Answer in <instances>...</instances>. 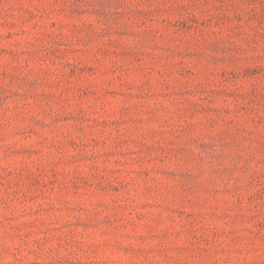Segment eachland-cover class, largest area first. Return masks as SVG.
Returning a JSON list of instances; mask_svg holds the SVG:
<instances>
[{
  "label": "rangeland",
  "instance_id": "obj_1",
  "mask_svg": "<svg viewBox=\"0 0 264 264\" xmlns=\"http://www.w3.org/2000/svg\"><path fill=\"white\" fill-rule=\"evenodd\" d=\"M0 264H264V0H0Z\"/></svg>",
  "mask_w": 264,
  "mask_h": 264
}]
</instances>
